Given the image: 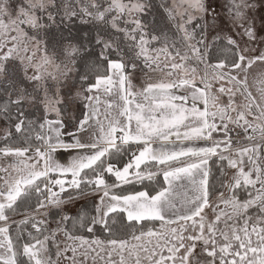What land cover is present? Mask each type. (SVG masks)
<instances>
[{
    "label": "snow or ice",
    "instance_id": "snow-or-ice-1",
    "mask_svg": "<svg viewBox=\"0 0 264 264\" xmlns=\"http://www.w3.org/2000/svg\"><path fill=\"white\" fill-rule=\"evenodd\" d=\"M0 264H264V0H0Z\"/></svg>",
    "mask_w": 264,
    "mask_h": 264
},
{
    "label": "rangeland",
    "instance_id": "rangeland-1",
    "mask_svg": "<svg viewBox=\"0 0 264 264\" xmlns=\"http://www.w3.org/2000/svg\"><path fill=\"white\" fill-rule=\"evenodd\" d=\"M66 141H68V138L66 137ZM70 142V141H68ZM75 155V151L71 149H60L58 150L57 159L60 161V163L67 165L69 161L72 159V157ZM95 197H92L91 200H95ZM86 205L87 207H91V201H80L75 207L71 208L70 211L73 213L81 206ZM19 219V218H17Z\"/></svg>",
    "mask_w": 264,
    "mask_h": 264
},
{
    "label": "trees",
    "instance_id": "trees-1",
    "mask_svg": "<svg viewBox=\"0 0 264 264\" xmlns=\"http://www.w3.org/2000/svg\"><path fill=\"white\" fill-rule=\"evenodd\" d=\"M109 179H110V178H109ZM130 187H131V186H125L126 189H127V188H130ZM136 187H137V190H139V188L142 187V186L137 185ZM17 218H19V217H17Z\"/></svg>",
    "mask_w": 264,
    "mask_h": 264
},
{
    "label": "crops",
    "instance_id": "crops-1",
    "mask_svg": "<svg viewBox=\"0 0 264 264\" xmlns=\"http://www.w3.org/2000/svg\"><path fill=\"white\" fill-rule=\"evenodd\" d=\"M111 179V178H110Z\"/></svg>",
    "mask_w": 264,
    "mask_h": 264
}]
</instances>
